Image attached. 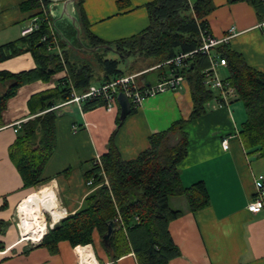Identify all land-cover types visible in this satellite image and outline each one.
Returning a JSON list of instances; mask_svg holds the SVG:
<instances>
[{
  "label": "crops",
  "instance_id": "1",
  "mask_svg": "<svg viewBox=\"0 0 264 264\" xmlns=\"http://www.w3.org/2000/svg\"><path fill=\"white\" fill-rule=\"evenodd\" d=\"M27 1L30 0H0V46L20 39L34 18L50 17L47 5L40 3V9L35 10L24 6ZM149 1L128 0V9L118 13L115 0H85L84 11L90 32L106 42L140 32L149 23L144 6ZM213 4L214 8L205 17L212 36H228L224 41L228 47L240 53L249 66L264 73V20L257 18L253 7L246 1L228 3L227 0H213ZM39 10L44 13L34 15ZM70 29H67V34L71 33ZM148 63L136 71L155 67H148ZM35 67L31 52L0 61V71L18 73ZM218 69L224 74L223 66ZM171 74L170 69L168 72L163 70L161 75L158 73L154 77V83ZM66 77L67 70L64 69L48 81L36 80L22 85L8 100L2 113L0 264L111 262L109 251L97 230L93 232V241L82 246H74L68 239L60 240L59 250L54 253L41 245L49 229L35 241L21 236L24 217L35 210H39L42 217L43 210H50L51 218L46 216V225L50 228L64 217L53 215L58 213V209L62 212L61 209L65 208L70 214L82 206L92 190L85 176L90 166L86 169L82 166L91 164L108 151L110 136L116 128V118L120 113L118 103L111 110L99 105L85 111L82 104L70 101L72 97L57 101L54 106L56 148L42 172L47 181L37 186L25 185L10 157V147L22 125L36 116L29 106L31 97L56 88ZM147 84L153 83L147 80ZM3 90L1 88L0 93ZM192 107L188 83L147 97L126 116L114 134L113 143L120 156L126 160L135 158L149 146L150 135L187 119ZM206 109L204 115L188 121L183 127L188 145L178 168L184 185L203 181L209 203L189 210L184 195L170 197V204L182 209L183 213L168 224L173 241L180 250L169 264H264V205L256 212L247 207L256 193L255 176L258 173L264 175V158L249 157L242 148L238 131L245 112L240 102L220 105L210 101L206 103ZM223 139L227 140V148L221 144ZM39 186L41 188L35 191ZM20 217L22 224L18 221ZM115 263L137 264L132 251L119 256Z\"/></svg>",
  "mask_w": 264,
  "mask_h": 264
},
{
  "label": "trees",
  "instance_id": "2",
  "mask_svg": "<svg viewBox=\"0 0 264 264\" xmlns=\"http://www.w3.org/2000/svg\"><path fill=\"white\" fill-rule=\"evenodd\" d=\"M246 1L254 9L257 18L264 20V0H227L228 3ZM85 0L76 1V14L82 26V37L87 45L109 44L119 51L115 58L105 55L107 49L86 52L69 46L55 31L63 56L50 49L52 32L48 21H41L40 28L23 35L20 39L0 46V61L23 52H31L36 67L18 73L0 71V121L8 100L25 84L36 80L48 81L58 72L66 69L67 77L56 88L35 94L29 100L34 118L22 125L16 141L10 147V157L21 173L25 185L37 186L47 181L42 177L43 169L56 148L57 101H66L74 91L82 93L94 82H106L122 75L135 74L128 70L132 67L130 55L138 53L136 63L144 57L149 59L139 67L157 69L178 53L193 52L188 65L178 73L188 83L192 99V111L187 119L174 122L165 131L149 137V146L135 158L123 159L113 143V137L123 121L116 118V128L109 139V149L102 155L101 164L94 160L85 176L92 177V190L86 195L82 206L73 213L61 218L43 236L41 245L51 252L59 250V241L68 239L74 246L93 240L97 230L107 250L111 262L122 254L132 251L137 264H169L179 255L180 250L169 232V222L180 216L183 210L170 204V197L184 195L189 210H196L209 203V194L202 180L184 185L181 181L178 164L187 153L188 138L183 127L188 121L206 113V103L216 101L220 105L240 102L244 108L245 119L239 126L238 137L242 148L249 157L264 158V73L249 66L240 53L221 42L211 50L225 58L224 75L221 77L228 86L234 88L235 95L229 97L227 104L219 90L207 88L203 83V71L210 67V58L198 48L202 44L201 32L211 34L206 16L214 8L213 0H151L144 4L149 23L140 32L106 42L94 36L84 11ZM118 13L128 9V0H115ZM40 3L49 5L48 0H30L24 6L40 9ZM43 10L34 15H42ZM38 15V16H39ZM68 37L74 38L76 31L71 27ZM47 40H42L44 36ZM212 35V34H211ZM89 40V42L87 41ZM77 45L78 42L75 40ZM125 55L128 57L125 58ZM122 65L123 67H121ZM133 69V68H132ZM151 69V70H152ZM146 70L136 76L142 86L147 80ZM127 72V73H126ZM175 73V71H174ZM162 72H160V75ZM163 79V78H162ZM102 105V100H86L83 109L91 110ZM135 108L131 106V111ZM179 133L180 137L169 144L170 136ZM106 178L108 183L105 182ZM115 221L109 244L104 241L108 230V220Z\"/></svg>",
  "mask_w": 264,
  "mask_h": 264
},
{
  "label": "built area",
  "instance_id": "3",
  "mask_svg": "<svg viewBox=\"0 0 264 264\" xmlns=\"http://www.w3.org/2000/svg\"><path fill=\"white\" fill-rule=\"evenodd\" d=\"M48 21V19H42L40 20L38 17L34 18L31 25L26 27L23 30V35L29 34L33 32L36 29L40 28V22L41 21ZM50 25V30L52 32V39L51 43H54V45H50V49L56 50L60 56H63V50L60 47L59 39L55 34V31L53 30L52 22L48 21ZM202 35V44L198 48L203 53L207 54L210 58V67L205 69L203 73V83L207 88H211L214 90H219L223 99L227 101L229 97L234 96V88L227 85L226 82L222 80L221 77H219L217 70L221 66L226 65L225 58L219 57L217 54L212 52V48L216 45H218L221 42H224L227 40L228 37L224 38H216L212 36L211 34H206L204 32H201ZM263 36H264V30H263ZM48 36H44L42 40H47ZM193 52H187V53H178L173 58L166 61V63L172 64V74L168 77H165L161 79L160 81L154 83V84H147L145 86H142L138 80H136V76L140 73H135L131 75H122L117 78H114L112 80L102 82L100 84H92L86 91L79 93L77 91H74L72 94L71 102H76L77 104L81 105L86 100H102V105L105 106L108 110H111L116 104V96L118 93L122 92L130 101L131 106H133L135 109L138 108L143 101L149 97L154 95L158 92H163L166 90H175L177 88H180L183 84H185V78L183 75L178 73V70L186 67L188 65V58L191 57ZM175 71V73H174ZM19 128H16V131H18ZM223 148H227V140L223 139L221 142ZM97 162L101 164V158L98 157ZM106 183H108V179L105 180ZM93 183V178L91 177L88 180V184ZM255 186H256V193L254 197L249 201L247 207L250 211L256 212L260 210L264 205V175L262 173H258L255 176ZM64 215H59V217H63L67 214V211L65 208L61 209ZM44 227V233L47 232L49 227ZM31 233L25 234L22 231V238H28L35 241L36 239L31 236ZM43 233V234H44ZM43 236V235H42ZM41 236V237H42ZM40 237V238H41ZM80 254L82 256V252L80 251Z\"/></svg>",
  "mask_w": 264,
  "mask_h": 264
},
{
  "label": "water",
  "instance_id": "4",
  "mask_svg": "<svg viewBox=\"0 0 264 264\" xmlns=\"http://www.w3.org/2000/svg\"><path fill=\"white\" fill-rule=\"evenodd\" d=\"M49 12L53 18L52 26L54 30L64 39L69 46L76 49H82L86 52H97L101 49H107L117 55L119 51L115 50L112 45L98 44L95 46H89L86 44L82 37V26L78 15L76 14V1L77 0H48ZM73 28L76 31L75 37L70 38L67 36V29ZM77 40L78 44L75 43ZM128 56L125 55V58ZM117 103L119 105L120 113L119 120L124 121L126 116L131 111V104L129 99L122 93H118L116 96ZM115 229V221L113 219L108 220V230L105 232L103 238L106 243L109 244V238Z\"/></svg>",
  "mask_w": 264,
  "mask_h": 264
},
{
  "label": "rangeland",
  "instance_id": "5",
  "mask_svg": "<svg viewBox=\"0 0 264 264\" xmlns=\"http://www.w3.org/2000/svg\"><path fill=\"white\" fill-rule=\"evenodd\" d=\"M225 37H228V36H225ZM224 38V37H223ZM229 38V37H228ZM227 38V39H228ZM105 55L108 57V58H115L117 55H115L113 52H111V51H109V50H107V51H105ZM137 56H138V53H132L131 55H130V60H131V64H132V67L128 70L129 72H131V71H136L137 70V66L139 65V64H144V62H148L149 61V59H147V58H145L144 59V57H142L140 60H139V63H136L135 62V59H137ZM121 67H123L122 65H120ZM133 68V69H132ZM153 68V67H152ZM152 68H148V69H146V70H149L148 72H146L145 74H144V77L146 78V80H151L152 81V83L154 84V77H156L157 76V74L158 73H160V72H163V70L164 71H166V72H168L169 71V67L167 66V65H165V66H163V67H160V68H157V69H152ZM152 69V70H151ZM146 70H143V71H139V72H136V73H142V72H144V71H146ZM127 73V72H126ZM217 73H218V75H219V77H222L224 74H223V72H221L219 69H218V71H217ZM225 73V72H224ZM127 75H131V74H127ZM136 80H137V78H136ZM93 82L95 83V84H98L99 82H98V78H97V75H95L94 77H93ZM183 85H185V84H183ZM114 108H116V106L114 107ZM180 137V135H179V133H176L175 135H173V136H170V140H169V144L170 143H174L178 138ZM108 149H109V146L107 147ZM90 166V164H85V165H83L82 166V168L83 169H86V168H88ZM49 185V184H48ZM41 188V186H39L38 188H36V190L35 191H38L39 189ZM57 204H58V200H57ZM50 210H47V209H45V210H43V217H42V220L40 221V223L41 224H43V226H46V221H47V219L49 218H51V214H50V212H49ZM46 216L48 217V218H46ZM18 221H19V223L20 224H22V222H21V217L18 219ZM21 229H22V231L24 230L23 229V227H22V225H21ZM24 232V231H23ZM30 232V231H29ZM31 233V232H30ZM29 234V233H28ZM28 238H30V237H28ZM36 239V238H35ZM39 239V238H38ZM93 241V240H92ZM84 245V244H83ZM82 246V245H81ZM88 247V246H87ZM82 252V251H81Z\"/></svg>",
  "mask_w": 264,
  "mask_h": 264
},
{
  "label": "bare ground",
  "instance_id": "6",
  "mask_svg": "<svg viewBox=\"0 0 264 264\" xmlns=\"http://www.w3.org/2000/svg\"><path fill=\"white\" fill-rule=\"evenodd\" d=\"M31 213L32 214H29L28 216H25L24 220H23L24 229L27 230L28 232L27 231L25 232V230H23V231H24L25 234L30 233L31 231H34V232H32L33 234H31V236L36 238V239H38L44 233L43 224H40V221H41V218H42V213L39 210H35V211L31 212ZM62 213L63 212H61L58 209V213L57 214H53V215L57 218ZM56 215H58V216H56Z\"/></svg>",
  "mask_w": 264,
  "mask_h": 264
}]
</instances>
